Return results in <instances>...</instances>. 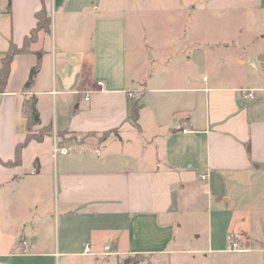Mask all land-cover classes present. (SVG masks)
I'll use <instances>...</instances> for the list:
<instances>
[{"label":"crops","instance_id":"0c3cea01","mask_svg":"<svg viewBox=\"0 0 264 264\" xmlns=\"http://www.w3.org/2000/svg\"><path fill=\"white\" fill-rule=\"evenodd\" d=\"M153 3L44 2L51 32L13 57L0 93V264H264V87L200 78L215 44L185 42L194 1L160 0V12ZM41 6L0 0V69ZM258 10L264 16V0ZM163 12L177 14L169 26L179 28L156 44L177 47L168 65L192 74L150 85L130 53L155 60L140 25ZM38 51L39 72L24 90ZM139 95L135 126L130 100ZM32 97L40 119L32 130L49 132L24 146L19 164L6 165L28 133ZM230 234L243 251L227 250Z\"/></svg>","mask_w":264,"mask_h":264},{"label":"rangeland","instance_id":"374dc122","mask_svg":"<svg viewBox=\"0 0 264 264\" xmlns=\"http://www.w3.org/2000/svg\"><path fill=\"white\" fill-rule=\"evenodd\" d=\"M148 1L154 2V10L159 12L165 10L156 6L160 0ZM182 1L185 3L194 1V5L197 6V10L192 12L187 20L186 27L189 31L185 42L188 44H192V41L199 42L203 49L206 41L215 44V47H209L211 52L213 50V56H210L208 64L200 69V78L203 75L210 77L215 75L217 80L229 86L251 84L264 87V32L261 30L264 16L263 12L258 10V0ZM208 2L210 6L207 5L206 8L205 4ZM175 17L177 14L164 12L150 14L145 23L142 21L140 25V34H145V39L150 38L152 42L150 48L153 50L155 60L152 61L150 55L142 49L131 52L130 60L136 63L138 74L144 78L152 76L150 85L162 75H166L163 83L169 84L176 72L181 73L182 70H186L185 72L192 74L191 67L178 69L180 66L173 61L168 65L167 59L170 58L169 56H175L173 54L177 47L171 46L166 49L163 45L156 44L160 40V35L165 38L166 33L170 35L178 32L179 27L169 26V22ZM218 45L220 46L217 47ZM189 48L192 49V46L190 45ZM237 59L242 60L244 64L238 63ZM196 73L195 68V75H198ZM263 96L264 94H258V97L263 98ZM201 202L203 199L196 200L193 203L194 208L198 209ZM197 215L204 217L201 213ZM186 219L187 217L182 220Z\"/></svg>","mask_w":264,"mask_h":264},{"label":"trees","instance_id":"16d2710c","mask_svg":"<svg viewBox=\"0 0 264 264\" xmlns=\"http://www.w3.org/2000/svg\"><path fill=\"white\" fill-rule=\"evenodd\" d=\"M45 1L46 0H42L41 8L35 13V22H36L35 27L30 31L29 35L25 37L22 47L19 48L15 46L14 44L10 43L8 50L5 52L2 58V61H1L2 66L0 69V93L4 90V87H5L7 78H8V74L10 71V64H11L13 57L17 54L27 52L30 45L37 40L38 35L41 32L46 33V34H50L51 32V18L46 12V9L44 6ZM6 12L7 13L10 12V2H8L7 4ZM36 56L38 60L37 64L30 70L29 77L26 83L24 84V90H29L33 86L35 77L39 72V66H40L39 63L42 57V52H39V51L36 52ZM142 106L143 105L140 102V95L130 100V115L128 117V120L132 122L135 126H137L139 112L142 109ZM24 111L26 115V127H27L28 133L26 135L24 142L18 144L15 147L13 161L4 163L6 165L19 164L21 160V151L24 148V146L31 140H37V141L41 140L42 137L45 134H48L49 132L47 131L49 127L41 128L39 131L32 130V128L34 129L40 124V119H39L38 113L35 108V99L33 97L26 100L25 105H24ZM109 133L110 132L105 133L103 136L106 137L108 136ZM63 136L64 134L62 133L58 134L59 138L63 139ZM60 144L61 143H59V145ZM0 163H2V161H0Z\"/></svg>","mask_w":264,"mask_h":264},{"label":"built area","instance_id":"2783aa9c","mask_svg":"<svg viewBox=\"0 0 264 264\" xmlns=\"http://www.w3.org/2000/svg\"><path fill=\"white\" fill-rule=\"evenodd\" d=\"M98 85H100V83H98ZM243 95H244V99H247L249 101L254 100L255 98V94L254 91L252 90H245L242 91ZM86 100H88V98H85ZM65 151L63 149H60L59 147H56L54 150L55 154H63ZM206 176H201V179H205ZM227 242H228V246H227V250L230 252H239V251H243L244 249L241 247L239 241L237 239H235V237L233 235H228L227 236ZM105 251L108 250V246H106L104 248ZM85 252L88 253V248H85Z\"/></svg>","mask_w":264,"mask_h":264},{"label":"water","instance_id":"95a60500","mask_svg":"<svg viewBox=\"0 0 264 264\" xmlns=\"http://www.w3.org/2000/svg\"><path fill=\"white\" fill-rule=\"evenodd\" d=\"M130 262V260L128 259L127 261H125V263L124 264H128Z\"/></svg>","mask_w":264,"mask_h":264}]
</instances>
